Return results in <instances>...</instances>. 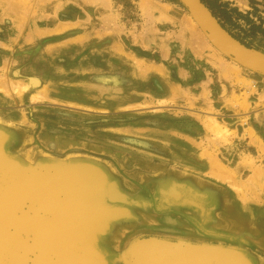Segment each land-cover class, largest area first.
Returning a JSON list of instances; mask_svg holds the SVG:
<instances>
[{"label": "rangeland", "instance_id": "obj_1", "mask_svg": "<svg viewBox=\"0 0 264 264\" xmlns=\"http://www.w3.org/2000/svg\"><path fill=\"white\" fill-rule=\"evenodd\" d=\"M201 1L264 55V0ZM206 35L179 0H0V160L101 177L75 225L28 196L0 207L74 236L68 264H142L141 245L264 264V75Z\"/></svg>", "mask_w": 264, "mask_h": 264}, {"label": "bare ground", "instance_id": "obj_2", "mask_svg": "<svg viewBox=\"0 0 264 264\" xmlns=\"http://www.w3.org/2000/svg\"><path fill=\"white\" fill-rule=\"evenodd\" d=\"M192 23L197 29V23L194 21ZM200 33L202 37H205V34ZM207 36L209 37L208 34ZM218 57L221 59L219 55ZM0 173L3 183L0 186V193L8 200L16 203L17 196L31 197L40 208H48L55 213L64 214L67 223L72 224V221L76 219L73 225L84 222L90 214L89 195L101 182V177L97 174L91 173L85 177L80 176L76 170L30 179L26 178L27 176L16 166L8 164L3 159L0 160ZM12 209L11 206L0 207V261L4 260V264H23V256L29 252L38 251L43 258L50 260L47 264H68L69 247L77 244L74 236L64 237L56 231L54 226H51L48 220L38 217L39 214L32 218L16 217ZM11 228L14 231H11ZM21 233L34 235V243L28 244L21 237ZM155 249L141 245L137 247L135 253L142 264H252L248 258L240 257L238 254L237 256L236 254L235 256L223 255L222 252L208 254L197 252L201 251L198 249L178 247L172 251L165 248Z\"/></svg>", "mask_w": 264, "mask_h": 264}, {"label": "water", "instance_id": "obj_3", "mask_svg": "<svg viewBox=\"0 0 264 264\" xmlns=\"http://www.w3.org/2000/svg\"><path fill=\"white\" fill-rule=\"evenodd\" d=\"M192 12L201 28L223 52L240 64L264 75V56L249 49L231 36L213 17L201 0H179Z\"/></svg>", "mask_w": 264, "mask_h": 264}, {"label": "crops", "instance_id": "obj_4", "mask_svg": "<svg viewBox=\"0 0 264 264\" xmlns=\"http://www.w3.org/2000/svg\"><path fill=\"white\" fill-rule=\"evenodd\" d=\"M264 30V26H263ZM264 56V55H262ZM249 127L255 134L256 140L264 147V109L254 112L249 117ZM243 228V226H241ZM244 232V231H243ZM250 235H253V230L250 231Z\"/></svg>", "mask_w": 264, "mask_h": 264}, {"label": "trees", "instance_id": "obj_5", "mask_svg": "<svg viewBox=\"0 0 264 264\" xmlns=\"http://www.w3.org/2000/svg\"><path fill=\"white\" fill-rule=\"evenodd\" d=\"M205 4L208 6V8L213 12V14H217L215 12V8L214 6H212L210 3H208V1L205 2ZM218 15V14H217ZM228 19V18H227Z\"/></svg>", "mask_w": 264, "mask_h": 264}]
</instances>
